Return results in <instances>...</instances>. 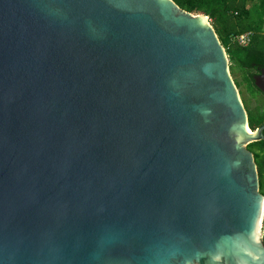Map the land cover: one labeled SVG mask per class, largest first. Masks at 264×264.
<instances>
[{"label": "water", "instance_id": "water-1", "mask_svg": "<svg viewBox=\"0 0 264 264\" xmlns=\"http://www.w3.org/2000/svg\"><path fill=\"white\" fill-rule=\"evenodd\" d=\"M263 133L207 16L0 0V264H264Z\"/></svg>", "mask_w": 264, "mask_h": 264}, {"label": "trees", "instance_id": "trees-1", "mask_svg": "<svg viewBox=\"0 0 264 264\" xmlns=\"http://www.w3.org/2000/svg\"><path fill=\"white\" fill-rule=\"evenodd\" d=\"M172 1L181 10L209 18L228 57L230 74L235 77V73H239L247 90L257 91L254 76L264 69V0ZM246 33L249 34V42L241 46L235 38ZM234 84L236 88L240 85L235 80ZM246 113L251 131L264 125V113L258 107L246 110ZM247 149L254 156L259 191L264 196V140L250 143Z\"/></svg>", "mask_w": 264, "mask_h": 264}, {"label": "rangeland", "instance_id": "rangeland-1", "mask_svg": "<svg viewBox=\"0 0 264 264\" xmlns=\"http://www.w3.org/2000/svg\"><path fill=\"white\" fill-rule=\"evenodd\" d=\"M231 77L233 81L235 80V82L238 83V85L240 84L237 90L239 92L240 99L247 111H249V109H253L254 107L256 108L260 104H263L262 106H264V98L259 95V92L257 91H249V89L247 90V87L242 81V78L239 73H235V77L234 75H231ZM262 226L263 227L261 237L264 234V224Z\"/></svg>", "mask_w": 264, "mask_h": 264}, {"label": "flooded vegetation", "instance_id": "flooded-vegetation-1", "mask_svg": "<svg viewBox=\"0 0 264 264\" xmlns=\"http://www.w3.org/2000/svg\"><path fill=\"white\" fill-rule=\"evenodd\" d=\"M254 79H255V85L257 88V92H259V95H261L264 98V93L261 92L260 89H258V87H260L264 91V69H262L259 73H256L254 76ZM245 86H246V84H245ZM262 105L263 104H260L257 107L262 113H264V106H262ZM263 224H264V220H263ZM262 237H264V234Z\"/></svg>", "mask_w": 264, "mask_h": 264}, {"label": "built area", "instance_id": "built-area-1", "mask_svg": "<svg viewBox=\"0 0 264 264\" xmlns=\"http://www.w3.org/2000/svg\"><path fill=\"white\" fill-rule=\"evenodd\" d=\"M235 40L238 42L239 45L246 46L249 42V34L246 33V34H243L241 36H238L235 38ZM263 220H264V216H263ZM262 225H263V223H262Z\"/></svg>", "mask_w": 264, "mask_h": 264}, {"label": "bare ground", "instance_id": "bare-ground-1", "mask_svg": "<svg viewBox=\"0 0 264 264\" xmlns=\"http://www.w3.org/2000/svg\"><path fill=\"white\" fill-rule=\"evenodd\" d=\"M259 235V226L257 227L256 236Z\"/></svg>", "mask_w": 264, "mask_h": 264}]
</instances>
